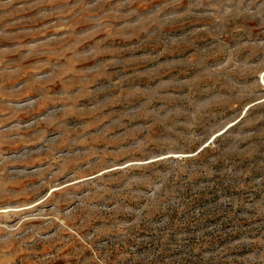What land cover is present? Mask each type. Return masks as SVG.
<instances>
[{"label":"rangeland","instance_id":"rangeland-1","mask_svg":"<svg viewBox=\"0 0 264 264\" xmlns=\"http://www.w3.org/2000/svg\"><path fill=\"white\" fill-rule=\"evenodd\" d=\"M0 264H264V0H0Z\"/></svg>","mask_w":264,"mask_h":264}]
</instances>
